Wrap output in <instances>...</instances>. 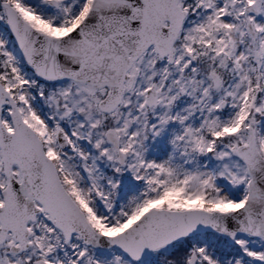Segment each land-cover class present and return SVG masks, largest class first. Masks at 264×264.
I'll use <instances>...</instances> for the list:
<instances>
[{"label": "snow or ice", "instance_id": "obj_1", "mask_svg": "<svg viewBox=\"0 0 264 264\" xmlns=\"http://www.w3.org/2000/svg\"><path fill=\"white\" fill-rule=\"evenodd\" d=\"M0 264H264V0H0Z\"/></svg>", "mask_w": 264, "mask_h": 264}]
</instances>
